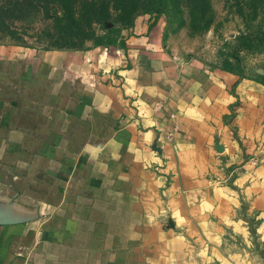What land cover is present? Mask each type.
I'll list each match as a JSON object with an SVG mask.
<instances>
[{
	"label": "crops",
	"instance_id": "0c3cea01",
	"mask_svg": "<svg viewBox=\"0 0 264 264\" xmlns=\"http://www.w3.org/2000/svg\"><path fill=\"white\" fill-rule=\"evenodd\" d=\"M163 37L141 18L116 46L0 48V264H208L159 212L148 144L178 122L164 155L181 167L225 86Z\"/></svg>",
	"mask_w": 264,
	"mask_h": 264
},
{
	"label": "rangeland",
	"instance_id": "374dc122",
	"mask_svg": "<svg viewBox=\"0 0 264 264\" xmlns=\"http://www.w3.org/2000/svg\"><path fill=\"white\" fill-rule=\"evenodd\" d=\"M88 2L74 13L54 0H0V48L116 46L138 19L159 27L174 60L206 67L225 86L207 142L190 160L181 151V167L171 169L164 155L180 124L153 125L148 147L163 160L154 165L159 212H175L166 225L175 223L208 264H264V0L143 1L130 21L113 0ZM105 7L108 17L91 20L93 8L103 16Z\"/></svg>",
	"mask_w": 264,
	"mask_h": 264
},
{
	"label": "trees",
	"instance_id": "16d2710c",
	"mask_svg": "<svg viewBox=\"0 0 264 264\" xmlns=\"http://www.w3.org/2000/svg\"><path fill=\"white\" fill-rule=\"evenodd\" d=\"M57 3H61L62 5L66 6L67 9L74 10V13L78 10H81L83 8H88L90 6H94L92 2H88V0H85V3L83 4L84 0H54ZM115 3L116 8L119 10V17L125 21H130L134 15V13L138 10L140 5H142V2L145 1V3H149L150 1L154 0H113ZM104 15H97V9L93 8V13L91 16V20L95 19L96 21H100L109 15V7H105L103 9ZM77 13V12H76ZM95 44H101V40H95Z\"/></svg>",
	"mask_w": 264,
	"mask_h": 264
}]
</instances>
